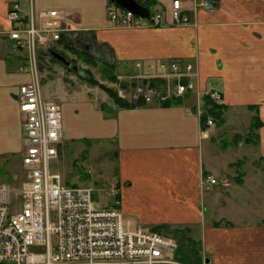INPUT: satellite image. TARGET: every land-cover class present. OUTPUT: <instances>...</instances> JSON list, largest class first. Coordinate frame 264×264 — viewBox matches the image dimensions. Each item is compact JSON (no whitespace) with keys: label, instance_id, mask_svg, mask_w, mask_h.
Segmentation results:
<instances>
[{"label":"crops","instance_id":"0c3cea01","mask_svg":"<svg viewBox=\"0 0 264 264\" xmlns=\"http://www.w3.org/2000/svg\"><path fill=\"white\" fill-rule=\"evenodd\" d=\"M14 1L24 10L34 5L37 10L63 11L72 34H88L111 47L124 81L160 72L161 64L171 59L196 64L198 77L191 78L195 89L178 104L165 105L159 99L140 103L130 96L131 105L118 106L107 94L101 95L100 88L94 89L98 97L59 102L64 140L111 142L119 201L124 204L125 197L132 198L125 207L129 212L122 209L131 227L201 225L209 263L264 264V202L255 203L259 214L247 220V212L254 209L252 199L264 198V168L249 155L229 158L228 154L249 145L243 138L236 142L235 135L244 134L257 115L262 125L253 145L264 156V0H212L214 9L197 0H180L188 21L179 23L172 16L174 0H148L155 1L152 8L163 14L165 24L140 27L110 20V0H0V33L10 41L14 40L4 32L10 28L7 12ZM7 50L0 56V156L15 152L22 158L24 127L17 94L19 85L31 76L22 70L23 59ZM137 61L142 66H136ZM213 89L223 94L222 102L210 97L222 106L221 123L206 108L208 94H202ZM105 102L113 106L111 114L101 108ZM203 114L214 118L215 124L209 126ZM242 158L247 159L243 168L238 161ZM210 174L217 183L208 182ZM145 199H160L172 214L156 225H143L130 210ZM206 207L208 221L203 218Z\"/></svg>","mask_w":264,"mask_h":264},{"label":"built area","instance_id":"2783aa9c","mask_svg":"<svg viewBox=\"0 0 264 264\" xmlns=\"http://www.w3.org/2000/svg\"><path fill=\"white\" fill-rule=\"evenodd\" d=\"M214 9L212 0H197ZM110 20L128 27L165 24L163 14L153 12L142 17L115 4L108 9ZM175 22H185L180 0H174ZM7 19L10 28L4 32L26 59L22 69L31 74L18 87L19 111L24 136L21 184L0 183V264H191L179 259V242L163 230L131 227L123 211L112 205L98 206L92 201V187L66 182L56 171L63 145V111L61 104L48 98L43 90L39 64L41 53H49L64 37H73L64 12L57 8L27 10L11 2ZM70 35V36H69ZM136 66H142L137 61ZM160 72L133 75L147 81L118 89L120 97L134 101L166 100L182 97L195 89L191 80L198 77L196 64L171 59L161 64ZM122 82L123 75L118 76ZM165 79L164 89L150 84V79ZM188 78L187 82L183 79ZM214 101L222 102L217 89L203 91ZM210 117L207 124H215ZM208 132L204 130V136ZM211 184L218 182L207 175ZM117 189L111 193L116 194Z\"/></svg>","mask_w":264,"mask_h":264},{"label":"rangeland","instance_id":"374dc122","mask_svg":"<svg viewBox=\"0 0 264 264\" xmlns=\"http://www.w3.org/2000/svg\"><path fill=\"white\" fill-rule=\"evenodd\" d=\"M112 3L113 2L110 3V7L113 6ZM152 11L157 12V10L153 8ZM1 34L2 33H0V56H4L9 47L11 52L21 59L23 56L21 52L16 49L13 41L1 36ZM77 36L73 35V37L65 38H69L70 40L74 39L76 42H74L73 47L86 53L88 56H92L91 58L95 63L87 62L85 58L80 57L71 47L65 46L66 43L63 41L57 43L53 49L66 56L70 61L69 63L57 59L55 55L51 56L46 52L41 53V58H43L44 62L40 61L39 68L45 95L48 98L61 103L66 100L73 101L72 99L79 101L81 99H87L86 97H98V94L94 89L98 90L100 88L103 90L101 95L107 94V96H105L109 99L111 98V104L115 103L113 97L110 95V91H116L118 94L119 88L125 87L129 83L135 85L137 83V78L133 76L129 78L125 77V81L124 78H122L121 82L118 76L123 74V71L120 70L119 64H116V60L114 61L111 58H114L111 47L107 44L97 42L88 34L85 36L80 35V37ZM22 61L23 66L26 63L24 60ZM117 66L118 69H116ZM109 68H111V73L115 75V80L109 79L105 74L104 70H109ZM92 79H95V83L94 81H91ZM129 94L131 93L129 92ZM127 99L130 100V98ZM105 104L110 105L106 102ZM252 129L250 125V127L246 129V132L244 129V134H240L241 138H243V140L246 139V143L249 145H244L241 151L235 149L229 151V158H236L239 154L240 156L249 155L252 157V161H262L261 169H263L264 160L260 159L261 156L258 153V148L253 145V139H255V136L252 133ZM58 158L61 159V161L55 162V167H57L56 171L61 173L62 178L65 179L66 182L91 186L92 201L96 205H112L119 200V192L117 190L116 194L111 193L113 189H117L118 184L116 179L117 168L115 149L110 141L65 139L63 146L60 147ZM21 159V155L15 152L14 154L0 156V183L11 182L15 185L22 183L24 173ZM256 202H264V198L260 197L252 199L250 204L254 209L247 212V220L258 216L260 210H258L259 207H257L258 205L256 206ZM131 203L132 198L127 196L125 197V203L122 204L119 201V205L117 206L121 210H126V205H131ZM137 207V209H132L130 212H135L133 214L136 218L141 219L140 222H143V225H147L148 223L156 225V222H160L162 218L172 214L166 209L160 199H145L144 201L138 202ZM126 211L129 212L128 209ZM205 212L209 213L207 207L204 209L203 218L208 221L210 219L205 217ZM263 212L264 207H262V213ZM262 216H264V214H262ZM173 223L174 222L169 223L170 227L165 228L167 230L164 231L168 234H172L179 240V247L176 251L177 257L191 264H214L207 262L208 254L206 252L207 248L204 244L205 241L202 239L204 233L202 226L196 224L186 227L187 225L184 226L182 223H177V225L176 223ZM154 225L151 224V226ZM174 228L191 229V231L188 232V236L191 235L197 242L195 252L188 243L181 241L180 238L182 232L177 235L176 232L178 230H174ZM198 240H200V242H198ZM211 247L212 250H215L213 245H211Z\"/></svg>","mask_w":264,"mask_h":264},{"label":"trees","instance_id":"16d2710c","mask_svg":"<svg viewBox=\"0 0 264 264\" xmlns=\"http://www.w3.org/2000/svg\"><path fill=\"white\" fill-rule=\"evenodd\" d=\"M110 1L113 2V0H110ZM139 1L141 3H143L144 5L148 6L150 9L155 4V1H152V2H149L148 0H139ZM60 41H63L64 43H66L65 46L71 47L76 53H78V55L80 57L85 58L87 60V62H89V63H95L94 60L91 58L92 56H88L86 53H84L82 51H79V50H77V49H75L73 47L74 46V42H76V41H74V39L73 40H70L69 38H65L64 37ZM21 59H23L26 62V59L25 58L21 57ZM41 61L43 62V58H41ZM110 70H111V68H109V70L105 69L104 70L105 71V74L107 75V77L109 79L115 80V75H113ZM91 81L92 82L94 81V83H95V79H92ZM184 82H187V81L184 80ZM150 84L153 85V86H155V87H158L160 89H164L165 84H166V81H165V79L152 78V79H150ZM110 92H111L110 95L113 97V100H114L115 104H117L118 106H129V105H131L130 101H128L127 99H124V98L120 97L117 94L116 91H113V92L110 91ZM184 96H187V95H184ZM183 97H175V96L169 97L167 100L163 101V104L169 105V104H172V103H176V104L181 103L183 101ZM140 103H145V100L144 99L140 100ZM101 108L107 114H111L112 113L113 107L111 105H107V104L104 103V104L101 105ZM206 108H207L208 112H210L211 114L214 115L215 119L218 120V123L223 122V116H222L223 115V109H222V106L219 105V104H216L210 98L209 95L206 98ZM202 117H203L204 121H207V114H203ZM261 125H262V121H261L260 117L256 115L253 118L252 123H251V129L253 128L252 129V131H253L252 133L255 136V139H253V143H255V144L258 143L257 142V140L259 138L258 129L260 128ZM240 138H241V135L240 134L235 135V141L236 142L239 141ZM260 159L264 160L263 157H261ZM246 160H247L246 158H242V159H239L238 160L241 168H243L242 165L244 164V162ZM261 162L262 161H256V164L261 167L262 166L261 165ZM241 173H243V171H241ZM119 200H120V196H119ZM167 227H170V226L167 225V224L166 225L161 224V225H156L153 228L156 229V230H163L164 231V230H167V229H165ZM174 230H178L176 232L177 235L182 232V235H181V238H180L181 241H183L185 243H188L192 247V249L194 250V252H195L196 251L195 248H196L197 242H196V240L191 235L188 236V232L191 231V229H189V228H183V229H176V228H174ZM198 242H200V240H198Z\"/></svg>","mask_w":264,"mask_h":264},{"label":"water","instance_id":"95a60500","mask_svg":"<svg viewBox=\"0 0 264 264\" xmlns=\"http://www.w3.org/2000/svg\"><path fill=\"white\" fill-rule=\"evenodd\" d=\"M115 4L119 5L121 8L128 9L140 15L142 17H150L151 9L141 3L139 0H113ZM49 53L53 56L55 55L57 59L69 63L70 61L66 56L62 55L60 52L54 50L53 48L49 50ZM210 258H207V261L210 262Z\"/></svg>","mask_w":264,"mask_h":264},{"label":"flooded vegetation","instance_id":"af4514ba","mask_svg":"<svg viewBox=\"0 0 264 264\" xmlns=\"http://www.w3.org/2000/svg\"><path fill=\"white\" fill-rule=\"evenodd\" d=\"M154 12V11H153ZM151 15H152V11H151Z\"/></svg>","mask_w":264,"mask_h":264}]
</instances>
